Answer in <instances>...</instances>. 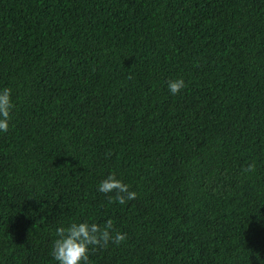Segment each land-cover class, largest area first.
Here are the masks:
<instances>
[{"label": "trees", "instance_id": "trees-1", "mask_svg": "<svg viewBox=\"0 0 264 264\" xmlns=\"http://www.w3.org/2000/svg\"><path fill=\"white\" fill-rule=\"evenodd\" d=\"M4 88L0 264L109 219L88 264H264V0H0Z\"/></svg>", "mask_w": 264, "mask_h": 264}, {"label": "clouds", "instance_id": "clouds-1", "mask_svg": "<svg viewBox=\"0 0 264 264\" xmlns=\"http://www.w3.org/2000/svg\"><path fill=\"white\" fill-rule=\"evenodd\" d=\"M168 90L171 95H177L185 87L184 80L168 81ZM14 105L11 100V89L0 90V131L9 130L10 113ZM245 173L255 171V163L243 169ZM100 193L110 194L109 202H118L123 205L127 201L137 198V193L129 190V186L118 180L115 174H110L101 181L98 189ZM113 221L107 220L102 226L97 223L72 222L67 226L56 229V236L52 243L51 256L58 264H88L89 249L106 248L109 243L119 245L126 240V234L114 232Z\"/></svg>", "mask_w": 264, "mask_h": 264}]
</instances>
